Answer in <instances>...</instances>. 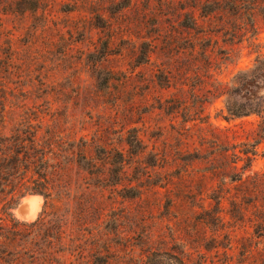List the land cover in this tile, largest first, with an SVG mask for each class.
<instances>
[{
  "label": "rangeland",
  "instance_id": "1",
  "mask_svg": "<svg viewBox=\"0 0 264 264\" xmlns=\"http://www.w3.org/2000/svg\"><path fill=\"white\" fill-rule=\"evenodd\" d=\"M20 116L43 118L41 142L57 130L125 153L141 197L87 180L105 224L129 212L114 264H264V0H0V128ZM44 203L27 194L14 216Z\"/></svg>",
  "mask_w": 264,
  "mask_h": 264
},
{
  "label": "trees",
  "instance_id": "2",
  "mask_svg": "<svg viewBox=\"0 0 264 264\" xmlns=\"http://www.w3.org/2000/svg\"><path fill=\"white\" fill-rule=\"evenodd\" d=\"M226 110L231 118L252 113L248 107L229 102ZM20 117L23 129L15 132L7 124L0 128V264H114L113 254L121 240H116L111 232L118 231L122 218L129 212L115 211L110 215L112 225L105 224V208L95 204L97 199L87 180L94 176L104 183L112 178L114 184L121 185L119 191H125L123 197H141L136 185L122 184L128 174L125 153L104 144L92 148L85 135L79 140L73 138L69 148L64 147L63 141L57 143L61 133L54 134L57 130L47 131L45 141L41 142L44 135L34 121L40 123L43 118ZM2 118L4 123L8 122V116ZM125 141L127 150L136 157L145 151L137 128L129 129ZM244 153L250 158L249 151ZM156 163L155 159L149 165ZM76 171L85 186L72 180L70 175ZM72 183L82 192V199L75 196L78 191ZM103 187L106 184L99 189L98 199L105 196ZM27 194H41L45 199L43 210L33 221H21L13 213ZM7 216L12 219L7 220ZM98 216L97 220L92 219Z\"/></svg>",
  "mask_w": 264,
  "mask_h": 264
}]
</instances>
